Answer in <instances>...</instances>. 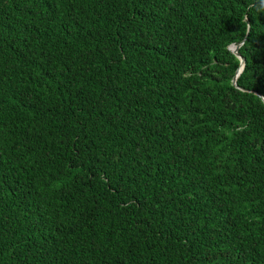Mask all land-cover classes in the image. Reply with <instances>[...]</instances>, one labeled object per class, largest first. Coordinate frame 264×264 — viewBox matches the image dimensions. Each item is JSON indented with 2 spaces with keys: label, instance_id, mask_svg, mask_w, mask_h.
Segmentation results:
<instances>
[{
  "label": "trees",
  "instance_id": "obj_1",
  "mask_svg": "<svg viewBox=\"0 0 264 264\" xmlns=\"http://www.w3.org/2000/svg\"><path fill=\"white\" fill-rule=\"evenodd\" d=\"M0 264H264V0H0Z\"/></svg>",
  "mask_w": 264,
  "mask_h": 264
},
{
  "label": "water",
  "instance_id": "obj_2",
  "mask_svg": "<svg viewBox=\"0 0 264 264\" xmlns=\"http://www.w3.org/2000/svg\"><path fill=\"white\" fill-rule=\"evenodd\" d=\"M241 44L242 43H240V44H237V45H233L234 47L232 48L233 50H234V52L241 58V61H242V63H241V66L239 67V69H238V71H237V74L235 75V77H234V80H233V83L234 84H236L237 83V77H238V75L241 73V71L243 70V67H244V65H245V58L240 54V52H239V48H240V46H241Z\"/></svg>",
  "mask_w": 264,
  "mask_h": 264
},
{
  "label": "bare ground",
  "instance_id": "obj_3",
  "mask_svg": "<svg viewBox=\"0 0 264 264\" xmlns=\"http://www.w3.org/2000/svg\"><path fill=\"white\" fill-rule=\"evenodd\" d=\"M234 47V46H233Z\"/></svg>",
  "mask_w": 264,
  "mask_h": 264
}]
</instances>
